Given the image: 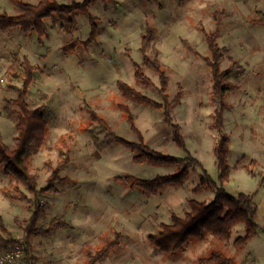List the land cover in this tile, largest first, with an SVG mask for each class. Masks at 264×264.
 Wrapping results in <instances>:
<instances>
[{
    "label": "rangeland",
    "instance_id": "obj_1",
    "mask_svg": "<svg viewBox=\"0 0 264 264\" xmlns=\"http://www.w3.org/2000/svg\"><path fill=\"white\" fill-rule=\"evenodd\" d=\"M255 9L264 12V0H115L113 3L97 0L89 6L97 18L96 43L68 53L62 52L63 43L72 37L86 39L88 35L89 22L82 14L70 15L72 31L66 18L46 19V35L41 42L36 33L25 37L17 28L0 33L3 142L12 145L16 133L15 118L4 111L6 98L15 96L9 89L6 68L14 54L25 55L36 66L27 94L29 105H46L47 132L43 146L30 158L37 188L45 186L50 174L45 163L50 161L55 166L59 161L62 138L69 146L70 161L60 175L75 180L70 185L56 183V192L49 191L41 197L45 214L38 225L45 227L53 216L61 215L70 227L58 228L50 235L31 236L30 264H83V247L93 249L116 233L120 235L119 246L96 264H195L199 256L211 249H221L243 264H264V184L260 185L264 177V27L249 22ZM220 10L224 11V17L217 42L225 51L221 69L232 61L244 68L242 73L228 78L239 89L224 98L230 106L222 114L223 132L229 137L230 173L222 187L230 195L254 194L258 230L245 243L236 246L233 240L243 233L240 223L232 228L227 241L208 236L188 244L179 254L165 255L150 246L149 234L158 231L160 223L169 222L172 212L182 215L188 199L209 203L214 191L192 190L199 182V169L191 171L182 186L167 187L150 196L115 181V176L123 174L153 178L175 168L134 161L132 151L106 138L107 131L99 123L91 122L86 106L104 118L115 134L129 141L137 140L129 121L115 105L116 101H124L116 81L123 80L160 101L154 89L135 79L134 68L126 56L128 52L144 74L158 84L157 75L144 65L139 50L141 34L149 26L154 34L147 54L152 56L158 52L168 77L169 98L176 94L179 84L183 89L180 103L172 110L173 122L180 126L190 154L218 184L213 146L219 132L210 126L213 111L210 69L181 40H187L195 51L206 56L207 45L198 28L212 30L213 14ZM2 11L15 13L8 0H0ZM13 84L20 86L21 81ZM127 103L136 128L151 149L174 158L185 156L172 141L170 126L163 121L161 109ZM250 159L257 161L251 167L254 175L242 167ZM14 185L0 166V215L7 227V232L0 231V235L12 240L0 242V255L22 247L21 258L9 263L26 264L20 223L30 216L28 203L8 199L2 193Z\"/></svg>",
    "mask_w": 264,
    "mask_h": 264
},
{
    "label": "trees",
    "instance_id": "obj_2",
    "mask_svg": "<svg viewBox=\"0 0 264 264\" xmlns=\"http://www.w3.org/2000/svg\"><path fill=\"white\" fill-rule=\"evenodd\" d=\"M15 13L9 14L5 11L0 12V33H7L15 28L19 29L25 37L36 33L38 42L46 35L44 21L52 18H66L70 24V15L82 14L89 22V32L86 39L77 37L70 38L61 45L64 53L73 52L79 47L88 48L96 43L99 34L96 25L97 18L89 10V6L97 0H70L68 4L59 3L57 0H36L29 2L26 0H8ZM113 3L115 0H101ZM185 2L187 0H179ZM224 11H215L213 14L214 28L205 30L199 26L203 34V39L207 45V55L201 56L194 50L187 40L182 39L183 46L193 50L210 69L211 73V93L210 103L213 107L211 113L210 126L219 132V138L213 146V153L216 158L218 169V184L205 171L202 164L190 154L185 147L183 136L180 133V126L173 122L172 110L180 103L183 96V89L179 87L176 94L170 99L167 93L168 77L166 70L161 63L158 52L152 56L147 54V48L153 38V30L146 26L140 37V52L144 65L151 69L158 79L156 85L153 80L144 74L141 67L127 52L126 56L134 68V77L144 86L154 89L160 101H157L148 95L137 90L123 80L116 81V87L119 94L124 99L123 102L116 101V107L121 110L123 116L129 121L131 130L135 133L137 140L129 141L115 134L110 125L104 118L99 116L92 108L86 106L87 113L91 122L99 123L104 131H107L106 138H111L117 144L134 153L133 160L136 162H145L155 166L174 167V171L162 175H156L153 178H139L132 174H123L115 176L114 180L122 182L130 189H138L143 194L150 196L161 193L167 187H180L184 183L191 171L200 170L199 182L192 190L210 189L214 191V197L209 203L205 201L190 198L187 200V208L182 215L174 212L170 214L169 222H162L158 231L148 236L150 246L158 249L165 255H176L181 253L184 248L196 241H203L208 236H212L221 242L230 238L232 228L237 224H243L242 235L233 240V244L240 246L246 242L252 235L257 233L258 226L255 223L256 205L253 200L254 194L239 192L236 195L228 194L222 187V184L228 180L230 166L227 163L229 153V137L223 132V111L230 106L224 102L228 93L237 91L239 86L228 80L231 76H236L243 72L242 65L232 61L229 66L221 69V63L224 60V49L219 46L217 40L220 36V26ZM252 25L264 27V12L255 9L253 15L249 18ZM70 31L72 25L70 24ZM36 66L27 56L14 54L6 68V74L9 82V89L15 92V96L6 98L4 111L15 118V135L12 145L3 142L0 135V166L3 173L15 183L12 189L2 190L4 197L11 200H23L28 203L30 216L20 223L25 244V262L30 264L32 259L31 236L44 234L50 235L58 228H69V224L62 220L61 215L53 216L45 227L38 225L39 219L44 216L45 209L41 203V197L46 192H56V183L70 185L75 180L60 175V171L69 163V146L65 139H61L63 146L58 149L59 161L55 166L50 161L45 163L46 169L50 174L43 187L37 188V177L31 172L30 158L37 153L43 146L45 134L47 132V121L44 111L45 104H39L31 107L28 102L29 87L33 82V74ZM20 80L21 85L13 84ZM127 102L154 107L162 110L163 121L166 122L172 132V141L181 148L185 156L183 158H174L168 154L151 149L143 139L141 132L136 128L134 117ZM1 116V111H0ZM64 147V148H63ZM255 159H250L242 167L251 175H254L252 166L256 165ZM264 184V177L260 179V185ZM0 231L7 232L2 216L0 215ZM12 241L0 235V242ZM120 244V235L116 233L111 239L95 246L93 249L83 247V264H96L105 258L112 250ZM195 264H243L234 256L229 255L221 249H211L208 253L201 255Z\"/></svg>",
    "mask_w": 264,
    "mask_h": 264
},
{
    "label": "built area",
    "instance_id": "obj_3",
    "mask_svg": "<svg viewBox=\"0 0 264 264\" xmlns=\"http://www.w3.org/2000/svg\"><path fill=\"white\" fill-rule=\"evenodd\" d=\"M24 248L17 247L15 250L4 252L0 255V264H10L14 259H20ZM10 262V263H9Z\"/></svg>",
    "mask_w": 264,
    "mask_h": 264
}]
</instances>
